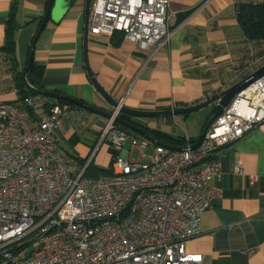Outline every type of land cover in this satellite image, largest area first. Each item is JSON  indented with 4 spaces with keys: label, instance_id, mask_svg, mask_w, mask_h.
<instances>
[{
    "label": "built area",
    "instance_id": "1",
    "mask_svg": "<svg viewBox=\"0 0 264 264\" xmlns=\"http://www.w3.org/2000/svg\"><path fill=\"white\" fill-rule=\"evenodd\" d=\"M169 2L90 0L88 32H121L153 54L171 36ZM23 105L35 104L31 97L20 105L0 99V264H200L202 254L188 252L186 243L200 233L201 214L220 193L211 184L221 165L211 156L264 122V75L209 122L195 148L152 145L120 128L118 101L98 143L120 151L129 142V149L99 177L85 175L95 152L73 173L71 158L57 149L59 117L68 108L54 105L32 124ZM148 147L153 152L144 160ZM31 234L38 244L28 249L23 239Z\"/></svg>",
    "mask_w": 264,
    "mask_h": 264
},
{
    "label": "crops",
    "instance_id": "2",
    "mask_svg": "<svg viewBox=\"0 0 264 264\" xmlns=\"http://www.w3.org/2000/svg\"><path fill=\"white\" fill-rule=\"evenodd\" d=\"M47 1L0 0L1 100L21 103L16 76L28 63L30 44ZM260 1L170 0L169 10L174 12L168 20L171 36L166 45L152 54L151 47L140 48L118 32L110 36L87 32L84 47L85 0L83 6L74 0L65 11L53 10L52 18L35 43L33 61L41 69L42 91L75 98L110 112L112 106L96 90L88 75L86 59L100 86L128 108L164 111L204 102L264 64L257 59L250 66L236 69L248 46L238 22V8L243 3ZM10 17L14 23L15 62L1 50ZM32 100L33 111L26 110L32 124L48 118L54 105L69 109L59 117L57 149L71 158V172H79L80 160L90 152H95L91 163L103 168L94 162L99 152L111 161L129 149V142L120 151L107 142L98 143L106 117L75 105L60 104L55 96L39 92ZM212 106L208 105L202 114H192L194 111L152 116L159 117L156 121L141 122L137 117L125 116L181 142L147 131L150 140L126 130L152 145L180 147L185 141H196L209 120ZM175 123H192L194 128L190 127L185 135L173 128ZM135 151L139 152L136 148L131 152ZM146 151L151 154L153 149L148 147ZM211 158L221 165L219 178L211 184L219 187L220 193L202 212L201 231L187 241L186 250L202 254L200 264H264V122L220 148ZM237 164L242 166L243 174L237 172ZM249 175L256 178L250 181Z\"/></svg>",
    "mask_w": 264,
    "mask_h": 264
},
{
    "label": "water",
    "instance_id": "3",
    "mask_svg": "<svg viewBox=\"0 0 264 264\" xmlns=\"http://www.w3.org/2000/svg\"><path fill=\"white\" fill-rule=\"evenodd\" d=\"M74 0H48L47 5L45 8V12L43 14L42 20L40 22V25L32 39V42L30 44L29 48V56H28V63L25 67L24 70V75L28 72L30 66L33 63L34 59V46L35 43L42 31V29L45 27L47 21L52 18V13L54 9L59 8L62 11H65L68 6L71 4V2ZM89 5H90V0H85V6H84V47L86 45V37H87V32H88V11H89ZM85 66L88 72V75L95 86L96 90L101 94V96L104 98V100L112 106V109L115 108L118 104V101L114 99L111 95H109L97 82V80L93 77L87 61L85 59ZM264 75V64L248 74L247 76L243 77L236 83L232 84L231 86L227 87L226 89L222 90L221 92L215 94L214 96L208 98L204 102H201L199 104L185 107V108H178V109H170V110H164V111H144V110H136V109H131L128 108L124 105H121L120 107V112L122 113L121 116L116 117V122L120 125L123 126L131 131H134L142 136H144L147 139L152 140L151 136L147 132L146 129L142 128L140 125L131 122L129 118H126L125 116H130V117H152V116H165V115H176V114H187L191 113L197 110H200L201 108L208 106V105H213L210 113V118L209 122L215 119L218 115H220L224 108L230 103L232 98L248 86H250L253 82H255L259 77ZM43 95H50V96H55L56 98L62 99L64 101H67L75 106L81 107L87 111L100 114L106 118L110 117L111 111L107 112L104 111L100 108H96L92 105H87L84 104L81 100L71 98L68 96H64L55 92H50V91H40ZM206 124L204 128L202 129L200 135L196 139V141L191 145L192 148H195L201 139L203 138V135L207 129ZM173 149H178L179 147H174V146H167Z\"/></svg>",
    "mask_w": 264,
    "mask_h": 264
},
{
    "label": "trees",
    "instance_id": "4",
    "mask_svg": "<svg viewBox=\"0 0 264 264\" xmlns=\"http://www.w3.org/2000/svg\"><path fill=\"white\" fill-rule=\"evenodd\" d=\"M237 17H238L240 28L246 39V42H248V46L247 47L245 46V49L240 56V62L237 63L236 65V69L238 70V69H241L242 67L250 66L257 59L260 60L261 62H264V0L257 2V3L249 2V3L241 4L238 8ZM13 28H14V23H13L12 18L10 17L8 21L6 38H5L4 45L1 48V50L4 53L9 54L12 62H15L16 61L15 60V44H14V38L12 36ZM118 33L122 34L121 32H118ZM23 70L18 72L16 76V78L18 79L16 90L18 93V98L22 104H24L25 100L28 97L32 98V96H34L36 93L38 92L40 93V91H42L40 66L35 64L33 61L32 65L30 66L28 72L25 75H23ZM57 101L60 104H68L74 107L73 104H70L69 102H66L62 99L57 98ZM23 108L27 110L29 113L33 111V107L31 106L23 105ZM206 124H209V120L207 121ZM140 126L154 135L155 134L162 135L163 137H166L167 139L181 142L180 139H175L170 136L164 135L161 132L150 130L143 125H140ZM119 127L126 130V128L123 126L119 125ZM186 143L187 142L185 141L184 145ZM80 161H81V164L84 165L86 158H83ZM91 162L92 161L89 162V164L87 165L85 169L86 176L99 177L102 175L110 174L111 172L110 168L109 169L97 168Z\"/></svg>",
    "mask_w": 264,
    "mask_h": 264
},
{
    "label": "rangeland",
    "instance_id": "5",
    "mask_svg": "<svg viewBox=\"0 0 264 264\" xmlns=\"http://www.w3.org/2000/svg\"><path fill=\"white\" fill-rule=\"evenodd\" d=\"M76 1H77L76 4H78L80 6H83L84 0H76ZM205 108H207V106L201 108L200 110L195 111L196 113H192V114H202L203 112H206V110H208V109H205ZM201 110H204V111H201ZM200 111H201V113H198ZM157 118H159V117H137V119L139 121H141V122L156 121ZM178 120H181V119H178ZM172 126L178 132L184 133L186 135L188 129H190V127L192 128L194 126V124L188 123V124L182 125V124L175 123V125H172ZM145 153L146 154H150V152H147V151ZM138 154H139V152H137V151L132 152L130 158L135 160V159H137ZM94 162L99 163V166L102 165V167L104 169H109L111 167L112 159L110 161L105 154H101L99 152L97 154ZM34 237H35L34 234H31V235H29V236H27L26 238L23 239V243H26L27 244V248L28 249L34 248L38 244L37 241H33L34 240Z\"/></svg>",
    "mask_w": 264,
    "mask_h": 264
}]
</instances>
